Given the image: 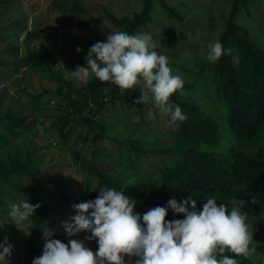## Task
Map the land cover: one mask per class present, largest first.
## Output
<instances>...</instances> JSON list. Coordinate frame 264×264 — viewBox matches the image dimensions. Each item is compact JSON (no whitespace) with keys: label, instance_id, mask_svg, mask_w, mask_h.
<instances>
[{"label":"rangeland","instance_id":"rangeland-1","mask_svg":"<svg viewBox=\"0 0 264 264\" xmlns=\"http://www.w3.org/2000/svg\"><path fill=\"white\" fill-rule=\"evenodd\" d=\"M77 1L81 2L84 13L72 16L68 12L72 0H0V116L10 112L27 117V128L17 129L15 134L10 135L0 154L24 162L31 158L39 163L37 183L45 197L58 199L52 192L51 181H66L68 192H72V199L67 201L68 207L65 208L63 203L60 205L55 216L56 224L49 233L31 238L34 249L42 247L47 239L67 243L69 237L64 225L76 215L73 206L81 203L85 195L94 192V187L90 182L88 184L91 174L84 169L86 163L83 167L76 163V153L92 160L93 151L98 150L102 152V157L115 149L111 139L116 137L130 140L140 137L142 145L137 144L139 148L153 147L157 139L167 143L168 139L161 131L172 128L170 113L161 112L151 96L147 103H141L140 113L138 104H135L141 91L139 87L121 95L118 88L106 83L109 92L103 100L106 109L97 117L106 128L104 137L92 144L91 140L99 130L96 127L90 129L84 123H74L72 116L68 126L70 134L64 141L61 139L58 119L65 113L66 83L78 88L96 80L93 77L87 84L79 82L70 78L65 69L74 71L77 66L85 67V57L93 44L106 41L107 34L111 32L122 31V27L114 26L109 20H104L108 24H102L98 19L106 15L117 19L131 18L139 12L142 2ZM161 1L172 8L179 19L169 15L160 1L154 0L147 29H141L139 33L150 34L156 43L155 51L168 58L173 74L179 75L184 84L192 86L189 102L198 105L203 112L211 113L223 127L225 108L215 91L213 63L207 60V55L209 46L218 41L223 31L232 0ZM235 23L245 29L250 40L264 51V0L241 2ZM77 48L82 51L77 53ZM60 61L65 69L56 66ZM16 69L17 73L14 72ZM4 132L0 126V133ZM263 145L264 125L244 150L253 151ZM152 161L156 162L155 168L160 169L169 160L157 155L149 156L145 160L149 168L153 166ZM100 166L104 170L109 168L113 176L122 174L119 176L126 178L125 184L134 179L124 173L122 166ZM97 195L98 191L95 197ZM22 200L15 195L13 204ZM140 209L142 211L136 205L134 211L138 213ZM30 232L29 221L16 222V232L12 233L9 224L3 223L0 217V235L12 245L11 255L6 258L8 264H32L27 256ZM85 235L90 234L81 232L71 238L84 240ZM85 245L93 252L97 250L94 240L85 241ZM41 254H36V257Z\"/></svg>","mask_w":264,"mask_h":264},{"label":"trees","instance_id":"trees-1","mask_svg":"<svg viewBox=\"0 0 264 264\" xmlns=\"http://www.w3.org/2000/svg\"><path fill=\"white\" fill-rule=\"evenodd\" d=\"M153 1L142 0L139 12L131 18L117 19L106 15L98 20H109L114 26L122 27L124 32L138 34L141 29H147ZM157 1L169 15L179 19L172 8L161 0ZM243 1L246 0H232L225 26L218 37L226 54L212 66L215 91L225 108L223 127L211 113L203 112L198 105L189 102L192 86L184 84L181 91L170 97L169 105L173 110L179 106L187 119L183 122L171 121L172 128L161 131L167 137V143L163 144L157 139L153 147L145 143L147 148L142 149L139 148L142 145L140 137L131 140L116 137L111 139L115 147L111 153L101 157L102 152L94 150L92 160H86L78 152L75 162L82 167L86 163L84 169L91 174L88 184L90 182L94 187V192L85 195L82 202L94 200L95 192L101 188H114L124 191L126 196L136 201V205L142 208L138 212L141 216L150 208L166 206L170 199L179 203L192 197L198 209H202L207 199L214 198L218 205H226L229 211L233 207V200H244L241 211L247 213L246 223L254 233L253 242L257 243V251L248 259L233 258L237 259L238 264H264V145L253 151L244 150L264 125V51L250 40L245 29L235 23L239 4ZM68 12L72 16L84 13L81 2L72 0ZM228 49H231L230 54L227 53ZM14 72L17 73V69ZM66 86L65 113L58 119L59 136L64 141L70 134L68 126L73 116L74 123H84L90 129L96 127L99 130L91 140L95 144L106 131L105 126L97 120L106 109L103 102L109 95L106 83L95 80L72 88L67 82ZM138 108L141 113V104H138ZM26 118L10 112L0 116V126L5 130L3 134L0 133V149L8 144L7 138L17 129L27 128ZM152 155L166 157L169 161L160 169L155 168L156 162L152 161L153 166L149 168L145 160ZM4 156L7 155L0 154V217L3 223L9 224L12 233L16 232V221L9 215L15 195L23 200L28 199L32 204H40L29 220L31 232L27 241V256L32 262L36 254L42 253L43 246L34 249L31 238L49 233L56 224L55 216L59 213L60 205L63 203L65 208L68 207L67 201L72 199V192H68L66 181H51L52 192L58 199L45 197L37 183L40 177L39 163L31 158L24 162L10 155ZM100 165L122 166L124 173L134 179L125 184L126 178L119 176L122 174L113 176L109 168L104 170ZM166 219H183V216H174L169 210ZM4 241L0 235V242ZM225 255L233 254L226 252Z\"/></svg>","mask_w":264,"mask_h":264},{"label":"clouds","instance_id":"clouds-1","mask_svg":"<svg viewBox=\"0 0 264 264\" xmlns=\"http://www.w3.org/2000/svg\"><path fill=\"white\" fill-rule=\"evenodd\" d=\"M108 24V21H102ZM156 43L148 33L129 34L114 31L106 41L93 44L85 57L86 66L74 71L59 66L70 78L87 84L93 77L114 85L121 95L141 89L135 104L147 103L151 96L163 113H170L173 123L187 117L179 106L169 105L170 97L181 91L184 80L174 75L165 55L155 51ZM207 60L217 62L226 54L216 41L209 46ZM82 50L76 49L77 53ZM231 53V49L227 50ZM234 61L238 60L234 57ZM229 211L224 204L209 198L198 209L189 197L179 203L170 199L166 206L150 208L143 215L134 211L136 201L114 188H101L94 200L73 206L76 215L64 225L68 242L47 239L42 254L32 264H238L233 257L251 258L256 253L253 232L242 213L244 200H233ZM40 204L28 199L10 206L9 215L17 222L29 221ZM183 219L167 220L168 211ZM87 233L84 240L72 239ZM96 241L93 252L85 241ZM12 245L0 243V262L8 264ZM230 252L233 255H225Z\"/></svg>","mask_w":264,"mask_h":264}]
</instances>
